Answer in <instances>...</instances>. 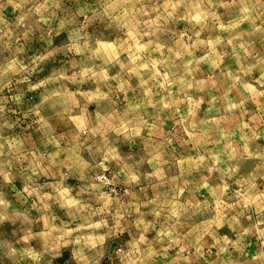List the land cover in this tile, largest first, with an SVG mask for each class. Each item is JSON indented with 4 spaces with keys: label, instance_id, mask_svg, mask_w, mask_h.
<instances>
[{
    "label": "clouds",
    "instance_id": "clouds-1",
    "mask_svg": "<svg viewBox=\"0 0 264 264\" xmlns=\"http://www.w3.org/2000/svg\"><path fill=\"white\" fill-rule=\"evenodd\" d=\"M79 3L0 0V264H264V0Z\"/></svg>",
    "mask_w": 264,
    "mask_h": 264
},
{
    "label": "crops",
    "instance_id": "crops-1",
    "mask_svg": "<svg viewBox=\"0 0 264 264\" xmlns=\"http://www.w3.org/2000/svg\"><path fill=\"white\" fill-rule=\"evenodd\" d=\"M78 6H83V0H80V3ZM2 14L4 20L9 24V25H12L14 24L19 16H20V12L19 11H14V7L12 5H6L3 10H2ZM82 19V18H81ZM55 26V24H54ZM244 28H247V24H245L243 26ZM180 30H182L180 28ZM63 37L66 38L67 37V33H64L63 34ZM62 42V39L58 38L56 41H55V44L56 45H59L61 44ZM42 51V45L41 43L37 40L36 42H34L31 46V48L29 49V55H35L37 53H40ZM199 55V53H198ZM63 58V54H58V60L59 59H62ZM228 66H231V70H235L236 69V65H235V61L233 59H230V58H226L225 61H224V64L222 65V67H228ZM43 67V65H42ZM54 67H60V64L59 63H54V62H48L47 63V67L45 69V72L42 74V77L44 75H47L48 74V70H50L51 68H54ZM110 74H115L114 72L113 73H110ZM196 76V79L197 80H201V81H204L205 82V92L204 93H201L200 95L203 96L204 100H205V103L202 104L200 106V110L198 112V115L199 116H203L204 113L206 112L207 108H208V103H207V100L209 98V96L211 95H215L217 97H220L223 95L225 89L228 87V85H226L224 82H223V78L220 76V73H219V70H216L215 73H213L210 69V67L207 65V64H201L199 66V70L198 72H196L194 74ZM209 77H211V79H209ZM255 78H258V73L255 75ZM132 83L135 85L137 83V81H132ZM254 87H256V85L254 84ZM173 91H177L176 88H173ZM33 96H35V94H32ZM236 96V91L235 89L230 92L228 94V98L229 99H233L234 97ZM128 98L129 99H132L133 98V93L129 92L128 93ZM182 98V97H181ZM193 98H196L195 96ZM120 99L121 101H123L124 97H123V94H120ZM262 102H264V99H262ZM95 106L93 105L91 108H89V111L93 110ZM217 107L219 108L220 107V103L218 102L217 103ZM246 108L249 112V115L245 117L246 120H251L252 118V115L253 114H256L257 113V108H256V104L253 103V102H249L247 105H246ZM181 110L182 111H185L186 108H185V105H181ZM212 115H215V113H213ZM222 127H235V122H228V123H223L221 124ZM24 128L27 127V122L23 125ZM173 129V122L171 120H168L164 123L163 125V130L164 132H171ZM261 129L264 130V124H261ZM31 141L32 143L36 144V147L39 149V151L43 152L44 151V147L40 144H37L36 141H35V138H31ZM257 144L260 145L261 147H264V137H262L259 141H257ZM174 147L176 148L177 150V154H180V153H183L184 155H188V154H191V155H195V153H189L187 151V148L185 147H182L180 143H175L174 144ZM190 147V146H188ZM47 179V182L48 183H53L54 182V178H51V177H48V178H45ZM41 183H44L42 180H41ZM69 183L73 184V185H76L77 182L75 180H72V181H69ZM17 188L20 187V185L18 184L16 186ZM235 187V186H234ZM262 191H264V187L261 188ZM148 193H149V196L151 197L152 195V190L149 189L148 190ZM200 196H207V192L204 191V192H201L199 194ZM10 197H13L11 195V193L9 194V199H12L13 201V205L17 208L21 207L20 204H18L14 198H10ZM30 202V203H29ZM28 203H29V206L31 205L32 201L30 200ZM34 212V211H32ZM33 214V213H31ZM61 217L63 218V214L61 213L60 214ZM40 226V227H39ZM42 225H37V228H41ZM222 234L224 235H230V233L228 232L227 228L221 230ZM151 235H154V233L150 234V237L151 238ZM249 243L251 244V247L248 248V253H249V257L252 255V254H255L256 250H257V246H256V242L253 238L249 237ZM215 251V250H213ZM170 255H175L174 252H171ZM211 259V258H209Z\"/></svg>",
    "mask_w": 264,
    "mask_h": 264
},
{
    "label": "rangeland",
    "instance_id": "rangeland-1",
    "mask_svg": "<svg viewBox=\"0 0 264 264\" xmlns=\"http://www.w3.org/2000/svg\"><path fill=\"white\" fill-rule=\"evenodd\" d=\"M161 3H163V0H161ZM185 27H186V24H185L183 21H181L180 24H179V28H181V29L183 30ZM42 181L45 182V181H47V179L44 178V179H42ZM17 185H18V184H17ZM17 185H16V186H17ZM10 198H13V197H10ZM29 203H30V202H29ZM29 203H28V204H29ZM32 213H33V214H31V215H32L33 217H35V216L37 215V213H36L35 211L32 212ZM39 227H40V226H39ZM38 229H39V228H38ZM4 230L10 233V232H11V226H10V225H5ZM70 258H71V257H70V253H69V255H68V259L70 260ZM57 264H65V258L62 257V258H61V261H58ZM73 264H74V262H73Z\"/></svg>",
    "mask_w": 264,
    "mask_h": 264
},
{
    "label": "built area",
    "instance_id": "built-area-1",
    "mask_svg": "<svg viewBox=\"0 0 264 264\" xmlns=\"http://www.w3.org/2000/svg\"><path fill=\"white\" fill-rule=\"evenodd\" d=\"M113 247H115V245Z\"/></svg>",
    "mask_w": 264,
    "mask_h": 264
}]
</instances>
